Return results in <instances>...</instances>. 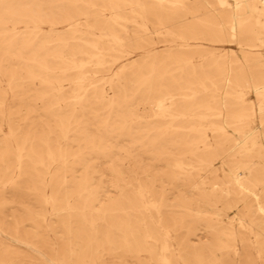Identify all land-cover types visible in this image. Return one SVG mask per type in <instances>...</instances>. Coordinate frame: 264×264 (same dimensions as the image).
<instances>
[{
  "label": "bare ground",
  "instance_id": "obj_1",
  "mask_svg": "<svg viewBox=\"0 0 264 264\" xmlns=\"http://www.w3.org/2000/svg\"><path fill=\"white\" fill-rule=\"evenodd\" d=\"M114 260L264 264V0H0V264Z\"/></svg>",
  "mask_w": 264,
  "mask_h": 264
},
{
  "label": "rangeland",
  "instance_id": "obj_2",
  "mask_svg": "<svg viewBox=\"0 0 264 264\" xmlns=\"http://www.w3.org/2000/svg\"><path fill=\"white\" fill-rule=\"evenodd\" d=\"M8 214H9V212H8ZM18 214H20V215H22L23 213L22 212H18ZM107 255L105 256V258L107 259ZM114 261H116L115 263H110V264H122V262H119L118 260H114Z\"/></svg>",
  "mask_w": 264,
  "mask_h": 264
}]
</instances>
